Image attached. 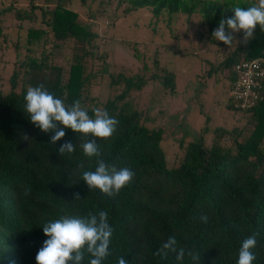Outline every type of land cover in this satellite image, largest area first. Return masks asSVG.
Here are the masks:
<instances>
[{"label": "trees", "instance_id": "obj_1", "mask_svg": "<svg viewBox=\"0 0 264 264\" xmlns=\"http://www.w3.org/2000/svg\"><path fill=\"white\" fill-rule=\"evenodd\" d=\"M112 1L124 14L142 8L155 18L165 13L168 23L174 14H195L209 35L222 18L234 16L231 8L256 4L253 0ZM5 12L15 21L11 27L15 42L6 89L0 88V264H36L37 252L47 239L42 229L46 223L65 216L86 218L100 211L107 213L113 229L109 255L102 264H118L121 257L128 264H194L189 252L199 255V264H237L243 241L253 234H257V244L250 250L256 256L253 264H264V100L244 110L228 100L226 108L236 109L252 121L244 140H239L243 130L216 128L206 146L202 129L197 140L183 146L177 164L168 167L159 146L161 129L143 126L140 113L127 100L132 91L158 77L111 74L108 86L114 94L100 109L119 124L110 138H97L99 156L84 155L80 147L83 135L60 124L57 129H63L65 136L52 145L54 133L41 132L25 111L27 88L43 84L66 105L78 100L89 117L95 118V104L88 106L89 74L84 63L90 52L75 53L64 77L62 68L52 62L48 46L52 40L70 39L81 43L84 51L92 33L78 24L74 12L57 4L50 10L29 0L24 7L10 5L0 10V15ZM22 22L27 27L19 43ZM3 28L0 18V45L6 42ZM239 57L262 59L264 66V32L259 26L254 37L246 40L244 50L236 48L218 65L216 70H227L229 82ZM161 75L162 89L173 91V75L165 70ZM65 142L76 145L71 155L58 152ZM98 159L109 167L134 172L119 194L91 191L83 181V172L94 171ZM75 193L80 200L73 201ZM169 238H175L177 252L169 251L167 258L155 255ZM180 248L185 249V256L177 261ZM90 259L85 252L82 264H89Z\"/></svg>", "mask_w": 264, "mask_h": 264}, {"label": "rangeland", "instance_id": "obj_2", "mask_svg": "<svg viewBox=\"0 0 264 264\" xmlns=\"http://www.w3.org/2000/svg\"><path fill=\"white\" fill-rule=\"evenodd\" d=\"M32 1L36 5H46L50 10L56 4L69 9L76 14L78 24L92 33L84 43V51L81 43L70 39L48 43L53 52L52 62L62 68L64 77L75 53L81 56L85 51L90 52L84 58L85 71L89 74L86 84L88 106L95 104L100 108L114 94L108 86L111 74L140 75L146 79L153 75L158 77L147 81L140 90L132 91L127 100L130 108L140 113L143 126L161 129L159 146L168 167L177 164L183 146L197 140L202 129H205L202 137L206 146L216 128L243 130L240 141L251 131L252 121L248 115L226 108L228 72L216 70L236 48L245 49L242 32L233 33V45L228 47L209 35L199 25L195 14L190 17L174 14L168 23L165 13L155 18L147 8L124 14L121 9L114 8L112 0H86L83 4L79 0ZM253 1L258 3V0ZM28 2L0 0V10L10 5L12 8L24 7ZM0 18L4 25L3 35H6V42L0 45V88L4 90L14 61L12 44L15 38L11 27L15 21L9 12ZM22 26L19 43L23 40L27 22H22ZM18 51L23 54L22 47ZM162 70L173 75V91L163 90L159 84Z\"/></svg>", "mask_w": 264, "mask_h": 264}, {"label": "clouds", "instance_id": "obj_3", "mask_svg": "<svg viewBox=\"0 0 264 264\" xmlns=\"http://www.w3.org/2000/svg\"><path fill=\"white\" fill-rule=\"evenodd\" d=\"M231 9L234 16L222 18L218 27L213 30L212 36L217 41L231 47L234 41L233 33L243 32L245 41L254 37L257 26L261 32H264V0H258L257 4L246 8L236 6ZM24 100V108L30 122L43 133H54L50 137V144L55 145L65 136V131L57 129L56 126L63 125L64 128L83 135L85 139L80 147L88 157L99 156L97 138L105 140L110 138L119 124L117 119L110 117L106 110L100 108L94 109L95 118H90L78 100L70 106L66 105L62 99L56 98L47 91L43 84L36 87L29 86ZM24 138L28 139L27 136ZM75 148L76 145L65 142L59 147L58 152L60 155H71ZM96 165L94 171H85L82 176L91 191L99 189L108 196H115L134 177L131 169L109 167L103 159H98ZM77 200H80L79 193L73 194V201ZM201 219L207 222L206 216ZM42 229L47 239L37 252L36 264H82L85 252L91 257L89 264H102L109 255L113 229L104 211H100L98 215L90 213L86 218L65 216L46 223ZM256 235L253 234L243 241L237 264H253L256 256L250 250L257 244ZM176 244L175 238H169L155 255L167 258L169 251L177 252ZM188 255L194 264H199L198 254L189 252ZM184 256L185 249L180 248L176 255L177 261H182ZM118 264H128V262L121 257L118 258Z\"/></svg>", "mask_w": 264, "mask_h": 264}, {"label": "built area", "instance_id": "obj_4", "mask_svg": "<svg viewBox=\"0 0 264 264\" xmlns=\"http://www.w3.org/2000/svg\"><path fill=\"white\" fill-rule=\"evenodd\" d=\"M232 80L227 96L240 110L264 100V66L262 59L239 60L232 66Z\"/></svg>", "mask_w": 264, "mask_h": 264}]
</instances>
